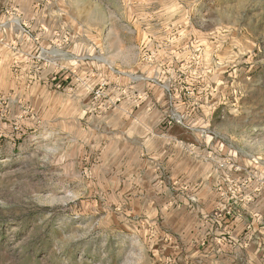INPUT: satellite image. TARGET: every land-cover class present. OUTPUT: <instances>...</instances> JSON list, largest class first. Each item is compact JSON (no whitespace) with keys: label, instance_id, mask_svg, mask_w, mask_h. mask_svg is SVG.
Listing matches in <instances>:
<instances>
[{"label":"rangeland","instance_id":"1","mask_svg":"<svg viewBox=\"0 0 264 264\" xmlns=\"http://www.w3.org/2000/svg\"><path fill=\"white\" fill-rule=\"evenodd\" d=\"M0 264H264V0H0Z\"/></svg>","mask_w":264,"mask_h":264}]
</instances>
